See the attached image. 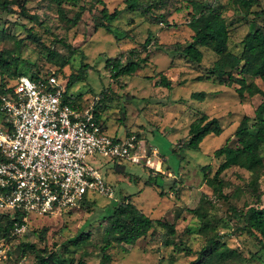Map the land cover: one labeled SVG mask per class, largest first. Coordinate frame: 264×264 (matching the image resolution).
Instances as JSON below:
<instances>
[{"label":"rangeland","instance_id":"obj_1","mask_svg":"<svg viewBox=\"0 0 264 264\" xmlns=\"http://www.w3.org/2000/svg\"><path fill=\"white\" fill-rule=\"evenodd\" d=\"M8 1L15 5L11 12L0 7V51L5 56L18 57L20 63L17 75H0V82L12 84L19 75L30 76L38 71H56L66 80L78 72L82 63L90 64L93 70L87 79L75 84L69 93L82 107L98 109L109 134L120 138L136 135L143 141L141 153L145 154L140 164L103 157L95 164L114 186L117 203L132 196L152 218L176 224L177 245L163 246L164 230L158 227L134 246L108 248L111 260L107 264H190L196 254L189 255L188 250L197 252L207 241V235L199 231L198 218L191 212L199 206L218 222V230L227 234V244L246 257L240 264H264V255L263 259L252 256L260 248L257 241L234 230L239 223L234 209L245 210L259 197L264 202V166L258 174L239 167L225 171L221 175L225 181L222 194L207 183L221 161L214 156L215 151L226 143L236 144L237 126L245 115L254 118L262 97L247 95L241 99L236 85L220 84L211 73L218 56L210 49L202 48L204 58L200 64L189 62L180 53L179 48L192 40L193 30L188 24L191 1L170 0L168 25L152 23L139 12L127 11L125 0H103L110 12L122 10L112 22L113 33L97 27L104 6L98 0H65L63 14L53 0H21L27 15L16 0ZM218 1L225 6L224 15L231 29L230 48L240 54L241 40L249 29L245 11L236 0ZM257 9H264V0L250 7L252 11ZM80 11L81 20L74 25L72 20ZM150 33L152 44L146 53L142 44ZM134 48L147 56L148 65L134 75L112 79L105 69L106 59ZM64 59L68 63L61 67ZM162 73L171 80V88L159 85ZM256 82L261 83L259 79ZM202 114L218 118L224 128L222 134L207 136L199 150H180L182 139L188 138L190 124ZM205 166L211 169L205 170ZM114 201L97 196L89 204L68 211L32 215L25 232L14 231L10 239L0 235V264H36V253L23 246L26 242L48 252L62 251L76 262L83 259L87 264H100L107 237L106 216ZM225 220L230 227L224 226ZM76 239L79 242L74 244Z\"/></svg>","mask_w":264,"mask_h":264},{"label":"trees","instance_id":"obj_2","mask_svg":"<svg viewBox=\"0 0 264 264\" xmlns=\"http://www.w3.org/2000/svg\"><path fill=\"white\" fill-rule=\"evenodd\" d=\"M193 10L190 13L189 27L193 30L192 40L180 49V53L191 63L200 64L203 61L204 54L202 48H208L218 56L216 63L211 71L212 75L220 84L228 86L236 85V92L241 99L260 95L261 103L255 110L254 118L245 115L235 130L237 139L234 146L226 143L217 149L214 156L220 159V164L213 178H208L207 183L212 190L222 194L225 181L221 176L225 171L239 167L252 173H259L264 166V9L250 10L253 3L257 4L260 0H236L245 11V21L249 29L244 38L241 40L242 51L236 54L230 48L231 29L224 15L225 6L218 0L212 2H202L199 0H190ZM59 11L63 14V3L65 0H53ZM98 2L104 5L103 0ZM16 4L21 8L24 15L28 14L25 2L16 0ZM126 9L129 12H139L149 19L152 23H165L169 25V16L171 10L170 0H125ZM15 3L8 0H0V7L4 12L14 10ZM162 9L164 12H159ZM122 10L116 9L110 12L104 5L101 10L100 22L97 27L104 28L107 32L113 33L114 27L112 22L116 20ZM252 14V16H250ZM82 12H77L73 18V24L81 20ZM262 19V22L259 20ZM126 35L128 34L125 32ZM31 36L34 37L33 34ZM153 34L150 33L142 44L144 52L148 53V47L152 44ZM72 53L75 49L67 45ZM51 55L56 53L50 52ZM20 63L18 57L5 56L0 51V75L6 74L17 75V69ZM68 60L64 59L61 67H64ZM149 60L147 56H142L139 49L129 51L122 50L117 56L106 59L105 69L110 72V77L119 80L124 76H131L147 66ZM14 69L11 72V70ZM93 67L90 64L82 63L78 72L71 73L68 79H64L65 92L63 101L77 109H83L75 101V96L70 94L71 88L87 79V74ZM51 75L58 76L56 71L41 73L34 72L30 77L33 80L46 79ZM9 84L7 81L0 82V123H5L6 116L1 111L4 97L13 93L18 79ZM211 76V77H213ZM59 77V76H58ZM210 77V76H208ZM60 78V77H59ZM200 81L202 78H198ZM249 79H252L250 82ZM259 79V84L256 80ZM160 86L171 88L172 83L165 74H161ZM96 119L101 123L103 129H107L105 123L97 113ZM223 126L216 117H210L208 114H202L196 118L189 126L188 138L182 139L180 150L193 149L199 150L204 139L209 135L220 136L223 132ZM113 136V135H112ZM130 136L125 134L124 137ZM118 137V136H114ZM176 152V151H174ZM114 161H124L114 159ZM205 170H210V166H205ZM153 172L154 170L151 169ZM258 176V175H257ZM256 176V177H257ZM95 199V198H94ZM93 199V200H94ZM93 200H87L82 204H89ZM110 213L107 214V237L106 243L102 249L103 256L100 264H107L111 260L108 248L113 245L134 246L138 240L146 238L149 234L160 227L164 230L162 238L163 246L177 245L175 234L177 228L175 223H170L163 219L152 218L145 211L137 206L132 196L117 203L114 201ZM68 211V210H64ZM62 211V212H64ZM1 212V211H0ZM198 218L200 225L199 231L207 235V241L201 250L193 252L189 249L188 254H196V258L190 264H240L246 261V257L238 248L231 247L224 240L227 234L221 233L214 218L209 216V212L202 206L191 210ZM61 213V212H60ZM51 215V214H48ZM234 216L237 219V226L234 230L240 233H246L250 238L257 241L260 246L259 250L253 253V257L263 259L264 255V202L259 197L255 205L248 206L245 210L236 211ZM23 214L16 212H1L0 214V235L3 238L10 239L17 225L23 222ZM224 226L230 227L228 222H223ZM223 226V227H224ZM79 239L73 240L77 244ZM23 246L36 253V264H87L85 260L75 261L74 258L68 259L64 253L58 251L48 252L46 249H38L35 244L24 243Z\"/></svg>","mask_w":264,"mask_h":264},{"label":"built area","instance_id":"obj_3","mask_svg":"<svg viewBox=\"0 0 264 264\" xmlns=\"http://www.w3.org/2000/svg\"><path fill=\"white\" fill-rule=\"evenodd\" d=\"M63 79L22 76L4 97L0 123V211L23 214L15 233L32 215L80 206L97 196L117 201L114 186L95 164L99 157L140 164L143 141L114 137L96 119L93 106L63 101ZM150 164V161H148Z\"/></svg>","mask_w":264,"mask_h":264}]
</instances>
